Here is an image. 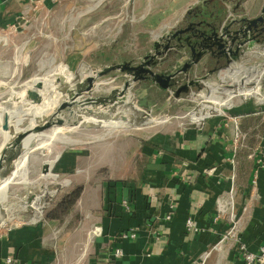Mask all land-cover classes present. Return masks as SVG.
<instances>
[{
  "label": "crops",
  "instance_id": "0c3cea01",
  "mask_svg": "<svg viewBox=\"0 0 264 264\" xmlns=\"http://www.w3.org/2000/svg\"><path fill=\"white\" fill-rule=\"evenodd\" d=\"M95 1L43 0L36 3L35 0H0V31L9 30L8 41H14L17 35L24 36V33L27 36L28 31L31 36L41 35L46 39L55 35L49 27L57 22L56 33L61 37L66 20L73 19L74 25L88 27L85 31L80 28L76 45L80 46L81 52H91L98 47L100 36L110 37L105 39L109 43L116 39L110 26L98 29L96 24L87 25L88 20L97 19V8L93 6L102 1ZM134 2L138 6L143 4V9L148 5V21L157 20L160 25L154 39L178 28L181 21L193 18L200 6L215 15L223 10L224 3L229 15L248 18L257 16L264 6V0ZM87 4L91 5L84 6ZM71 8L77 11L73 14ZM145 14L139 15L138 19H144ZM140 32L137 29L133 33L128 45L133 41L139 45L142 43V39L137 38ZM121 36L126 40L129 32L125 30ZM0 43V83L3 77L12 79L18 74L16 64L26 61L23 54L17 57L15 52L29 50V63L35 64L34 52L50 50L49 43L15 44L7 42L4 36H0ZM55 46L56 51L64 52L65 48L60 44ZM186 51L185 48L172 49L154 67L162 72L177 69L188 57ZM141 57L123 62L137 63ZM84 65L95 68L91 63L83 62L74 71ZM213 65L214 59L204 57L189 70L188 77L205 73ZM69 66L70 63L57 67L73 74ZM179 77L182 81L184 76ZM136 82L143 84L142 91L151 89L156 94L164 91L150 80ZM56 97L51 96L49 101ZM222 107L205 118L200 126L157 132L140 146V154L146 158L147 166L136 181L124 183L117 193L110 189L108 196L113 201L102 210L99 222L95 220L94 225L91 224L93 235L88 237L87 256L82 264H244L240 252L231 247L230 241L219 243L232 220L237 224V240L249 251L258 250L264 243V98L237 97L229 107ZM156 124L159 122L139 126L120 124L105 130L102 137L116 129H137ZM74 128L82 126L78 124ZM93 162L92 158L78 155L76 170L71 174L86 178ZM115 194L120 203H114ZM229 195L231 201H228ZM168 212H171V219L165 221ZM187 218L192 220L190 228L185 225ZM132 230L137 233L134 238L121 237L122 233ZM52 245L43 225L30 222L0 237V264H53L55 251ZM117 248L122 250V255H113Z\"/></svg>",
  "mask_w": 264,
  "mask_h": 264
},
{
  "label": "rangeland",
  "instance_id": "374dc122",
  "mask_svg": "<svg viewBox=\"0 0 264 264\" xmlns=\"http://www.w3.org/2000/svg\"><path fill=\"white\" fill-rule=\"evenodd\" d=\"M98 1H102L101 4L93 6L97 8L95 11L97 19L88 20L87 25L96 24L98 29L110 26L113 28L112 33H115L116 36L114 42L111 43L105 41L110 37L100 36L99 45L96 48L98 51L94 49L91 52H81L80 46L76 45L81 27L74 25L73 19L66 20L65 29L61 30V37L56 33L57 22H53L49 27L55 35H50L46 39L41 35L31 36L28 31L27 36L24 33V36L17 35L18 38L14 41H8L9 30L4 28L0 31V36H4L7 42L15 44L25 42L35 45L49 43L50 45L48 51L34 52L33 61L35 64L29 63V50L14 53L17 57L23 54L26 61L21 62L23 65L16 64L19 73L12 79L9 77L1 79L0 102H13L16 106L19 98L15 97L14 93L24 89V82L27 79L33 76H46L60 64L68 65L70 63L69 70L74 74L75 68L80 67L83 62L91 63L95 68H87L84 65L77 71L82 70L78 76L80 78L83 76L85 79L90 70L96 72L104 65L121 63L129 59L136 61L139 56H143L152 49V41L155 40L153 36L160 31V25L157 24V20L148 21L150 15L149 11L147 12L148 5L143 9V4L138 6L134 0H96L95 2ZM71 11L74 14L77 9L71 8ZM142 14L146 15L144 19H138ZM180 23L183 25L184 21ZM87 29L88 27L85 26L81 28L84 31ZM137 29L141 30L137 38L140 37L142 43L139 45L133 41V44L128 45ZM125 30L129 32V38L126 40L121 36ZM101 42L104 44L101 45ZM56 44L65 48L64 52L56 51ZM252 50H254L252 53L237 58L235 63L244 69L249 66L264 69V41ZM12 54L13 52H11ZM224 71L225 69H222L219 74H223ZM201 74L204 73L199 75ZM219 74H211L206 82L227 90L236 89L232 83H229L231 79L228 76L224 77V81H222ZM123 75V72L111 71L99 77L97 81L106 82L99 84L98 89L93 90L90 94L92 96L104 95L109 88L119 87L125 80ZM57 77L60 82L66 81L62 76ZM254 85L253 82H249L245 84V87ZM259 86L260 92L264 93V70H262ZM71 87L75 88V85L73 84ZM140 87L143 88V84L133 83L129 90L128 100L150 112L151 117L147 118L148 121L159 122V124L137 129H116L105 137H102L105 130L87 129L82 126L84 124H79L82 128L57 127L53 132L50 129L43 130L42 136L27 144L26 152L25 150L21 152L24 155L19 156L15 164V170H23L27 181L10 182L5 188V194H0V204L2 205L0 237H4L12 229L22 227L30 222L41 224L44 230L48 231L53 242L52 247L54 246L55 251L53 264H82L87 256L90 242L88 237L91 238L93 235L91 234V224L94 225L95 220L99 222L101 212L105 210L107 193L110 189H115V193H117L118 189L124 187V183L136 181L147 166L146 158L142 156L143 153L140 154V146L157 132L179 130L187 126H200L205 118L194 122L191 119V114L193 112L198 115L206 111L204 104L211 103V101H207L209 99L207 97L211 94L210 86L200 85L202 91L193 86L178 97L167 90L156 94L154 90L142 91ZM220 94L225 95L224 92ZM237 97L242 96L236 95L232 100ZM26 98L33 100L29 93ZM54 99L52 98V100ZM209 112L214 114L217 111L211 109ZM32 119L33 115L26 114L14 123H17L16 127L22 128ZM78 155L92 158L94 161L89 167V174L86 178L71 174L76 170ZM54 159L52 172L47 176H42L43 161L49 160L52 164ZM76 189H78V195L74 200H71L70 197L73 196ZM37 196H40V212H37L32 205ZM116 202L120 203L121 201L115 194L114 203Z\"/></svg>",
  "mask_w": 264,
  "mask_h": 264
},
{
  "label": "water",
  "instance_id": "95a60500",
  "mask_svg": "<svg viewBox=\"0 0 264 264\" xmlns=\"http://www.w3.org/2000/svg\"><path fill=\"white\" fill-rule=\"evenodd\" d=\"M221 2V0H217ZM223 10L213 15L211 12L202 10L186 20V25L169 30L164 35L153 41L152 51L144 54L136 63L133 61L115 63L104 66L98 71L90 70L85 79L79 80V72H74L72 81L60 82L54 78L53 82L62 86L75 85L76 94L82 92L84 99L77 103L74 98L63 92L54 105L46 114L40 118L36 125L29 126V136L35 132L45 129L62 127L68 121L74 125L84 124L87 129L109 130L119 127L120 123L126 121L134 125L144 124L147 118L151 117L150 112L140 108L139 112L134 110L132 102L128 100L130 87L139 80H150L156 83L162 90H167L178 97L181 93L189 91L193 86L200 88V85L210 86L206 82L208 77L219 74L222 69H227L241 55L250 52L264 41V6L260 13L252 18L246 16H231L227 7L222 3ZM185 48L188 52L186 60L172 71H158L156 66L163 55H167L172 49ZM204 57L214 59V65L206 73L188 77L189 70L197 65ZM222 61V63H221ZM82 69V68H81ZM111 71L124 73L125 80L119 87H111L104 95L92 96L90 93L96 90L101 81L97 79ZM184 76L182 81L179 77ZM79 80V81H78ZM223 81V80H222ZM95 89H89L94 83ZM43 85L39 81L29 85V95L33 100L41 98ZM86 90L85 92H83ZM202 91V88H200ZM62 92V91H61ZM7 115H4L3 129H8V135L0 147V169L4 175L10 172V161L21 148V140L26 132L19 133L13 123L7 122ZM44 172H52L53 164L43 165ZM0 204V212H1ZM1 220V218H0Z\"/></svg>",
  "mask_w": 264,
  "mask_h": 264
},
{
  "label": "bare ground",
  "instance_id": "6f19581e",
  "mask_svg": "<svg viewBox=\"0 0 264 264\" xmlns=\"http://www.w3.org/2000/svg\"><path fill=\"white\" fill-rule=\"evenodd\" d=\"M248 67V66H247ZM262 68H259L257 66H249L247 69H244L242 66L237 65L236 63L231 64V66H229L227 69H225L224 72H222L223 74H219V77L221 80L224 81V77L228 76L231 79V82L236 89H229L227 90L226 88H221L219 86H212L210 85V92L211 94H215V95H209L207 98H209L207 101H211L210 104L206 103L204 104V108L206 109V111L196 115L192 112L191 114V119L196 122V121H200L204 116H206L209 113V110L211 109H215L216 111L221 109L222 106L224 105H229L232 104V98H234L236 95H249V96H257L258 99H262V97H264V94H261L260 92V80L262 77ZM57 76H62L66 79L67 81H72V77L73 74H67L65 73L64 69L62 68H54L52 70V73L49 76H45L43 78L41 77H32L30 79H28L27 81L24 82V89L21 90L20 92H16L14 93L15 97L19 98V101L17 102V105L15 106L13 102H0V136H1V142H0V147L3 143V141L6 139L7 135H8V129H3L2 128V124L4 122V115L6 114L7 116V122L8 123H13V120H17L22 118L24 115L26 114H31L33 115V119L27 123L24 127L22 128H18L16 127L17 123H13V125L16 127V129H20L19 133H22L23 131L26 132V135L23 136L22 140H21V148H18L17 154L15 155V157L9 162L10 163V172L7 175H4L1 172L0 169V194L4 195L5 194V188L8 185V183L10 182H16V181H27V179L25 178V173L22 171H16L15 170V164L20 157H22L24 154L21 152H23V150H25L26 152V148L28 147V143L43 135V130L42 131H38L35 132L33 134H31L29 136V126L32 125H36V123L40 120L41 117L44 116V114L47 113L48 109L50 107H52L54 105V103L56 102V100L61 97L59 96L60 93H67L69 95H71L75 101L80 102L84 99L85 95L82 94V92H80L79 94H76V91L74 90V88H72V84L71 86H62L60 84H56L55 82H53L54 78H58ZM89 78V80L92 79V77L90 75L87 76ZM83 79V76L81 77ZM80 78V80H81ZM84 80V79H83ZM227 80V79H226ZM35 81H39L42 83L43 85V89L41 90V98L39 99H35V100H28L26 98L28 92H29V85H31L33 82ZM98 82V81H97ZM106 81H101V83L99 84H103ZM249 82H253L255 85L251 86V87H245V84L249 83ZM95 84L91 83L90 84V88L89 89H95ZM97 85V84H96ZM99 86V85H98ZM98 86L96 88V90L98 89ZM62 91V92H61ZM86 90H84L83 92H85ZM218 92V93H216ZM224 92L225 95H221L220 93ZM57 95V97L52 100L51 102L49 101V98L51 96ZM224 96V97H223ZM14 98V96H13ZM38 101L39 103H34ZM213 106V107H212ZM132 107L135 108V110H140V107L138 105H136L135 103H132ZM133 114L136 113V111H132ZM150 121L146 120V123H148ZM128 122L124 121L120 124H127ZM131 124V123H128ZM131 125H134L131 124ZM139 125H143V124H139ZM136 125V126H139ZM78 126V125H77ZM62 127H68V128H73L76 127V125L73 124L72 121H68L67 124L65 126ZM57 128H53L50 129L52 132L55 131ZM24 159V158H23ZM22 159V160H23ZM46 163H50L49 160L43 161V165ZM55 163V159L53 160L52 164L54 166ZM15 172V173H13ZM17 172V173H16ZM49 173L51 172H43L41 173L42 176H47ZM32 205L34 206L35 210L37 212H40V208H41V204H40V196H37L35 198V200L32 202Z\"/></svg>",
  "mask_w": 264,
  "mask_h": 264
},
{
  "label": "built area",
  "instance_id": "2783aa9c",
  "mask_svg": "<svg viewBox=\"0 0 264 264\" xmlns=\"http://www.w3.org/2000/svg\"><path fill=\"white\" fill-rule=\"evenodd\" d=\"M35 1H36V3L43 2V0H35ZM261 94H264V93H261ZM240 96H242L241 98H243V99H246V98H249V97L257 98L255 96H249V95H240ZM262 98H264V97H262ZM230 105L231 104L227 105V107H229ZM211 115L212 114L209 112L203 118H207V117H209ZM196 122H199V121H196ZM231 200H232V196L229 195L228 196V201H231ZM122 204H125V201H123ZM230 215L233 216L232 214H230ZM170 219H171V212H168V213L165 214L164 220L168 221ZM232 221L233 222H232L231 226L228 228V230L223 235V237L220 238L219 243L230 241L231 247L233 249H235L236 251L240 252L241 259L244 262V264H264V243L259 245L258 250L256 252H252V251L247 250L245 245L243 243H240L237 240V238L235 237L236 234H237V224L234 223V220H232ZM185 225L187 226V228L192 227V220L190 218H187L186 221H185ZM136 234H137L136 231L132 230V231H127V232L122 233L121 237H123V238H134L136 236ZM227 239H229V240H227ZM113 255H115V256L122 255V250L119 249V248L115 249L114 252H113Z\"/></svg>",
  "mask_w": 264,
  "mask_h": 264
},
{
  "label": "trees",
  "instance_id": "16d2710c",
  "mask_svg": "<svg viewBox=\"0 0 264 264\" xmlns=\"http://www.w3.org/2000/svg\"><path fill=\"white\" fill-rule=\"evenodd\" d=\"M108 194H110V190H109V192L107 193V202H106L105 209H107V207H109V206H107V204L110 203L111 201H113V200H112V197L108 196ZM77 195H78V189H76V191L74 192L73 196L70 197L71 200H74L75 197H76ZM108 205H109V204H108ZM118 234L120 235L121 233H118Z\"/></svg>",
  "mask_w": 264,
  "mask_h": 264
},
{
  "label": "flooded vegetation",
  "instance_id": "af4514ba",
  "mask_svg": "<svg viewBox=\"0 0 264 264\" xmlns=\"http://www.w3.org/2000/svg\"><path fill=\"white\" fill-rule=\"evenodd\" d=\"M188 21H189V20H185L182 26L186 25V23H187Z\"/></svg>",
  "mask_w": 264,
  "mask_h": 264
}]
</instances>
